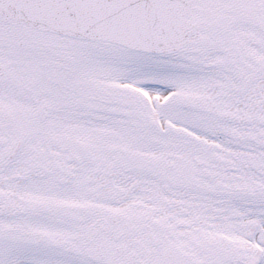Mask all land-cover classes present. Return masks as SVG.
<instances>
[{"label": "snow or ice", "instance_id": "obj_1", "mask_svg": "<svg viewBox=\"0 0 264 264\" xmlns=\"http://www.w3.org/2000/svg\"><path fill=\"white\" fill-rule=\"evenodd\" d=\"M0 264H264V0H0Z\"/></svg>", "mask_w": 264, "mask_h": 264}]
</instances>
